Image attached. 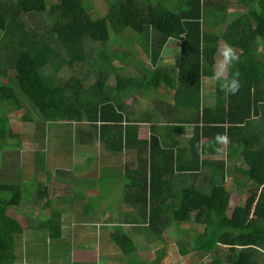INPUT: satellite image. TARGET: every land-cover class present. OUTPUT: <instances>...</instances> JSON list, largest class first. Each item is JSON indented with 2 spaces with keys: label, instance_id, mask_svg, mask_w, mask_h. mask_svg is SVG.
<instances>
[{
  "label": "trees",
  "instance_id": "obj_1",
  "mask_svg": "<svg viewBox=\"0 0 264 264\" xmlns=\"http://www.w3.org/2000/svg\"><path fill=\"white\" fill-rule=\"evenodd\" d=\"M102 1L107 9L104 16L98 14L93 0H0V171L8 153L21 150L10 115L22 111L27 102L43 121L40 140L49 141L55 125L72 126L74 143L70 145V139L67 147L54 146L53 153L63 154L64 159L76 144L97 145L114 157L137 151L138 169L132 170L135 163L126 165L127 190L137 191V202L126 203L118 220L110 215L103 222L115 231L109 237V256L131 255L133 236L142 234L145 226L151 235L142 248L152 251L168 245L166 231L181 232L182 226L194 223L192 248L184 240L178 242L181 256L192 250L204 255L221 251L212 264H264V0ZM118 32L121 36L115 43L125 49L126 40L130 48L110 49L111 37ZM175 39L182 41L177 76L142 66L144 80L130 70L136 46L155 65L168 41ZM221 43L236 52L238 61L228 76L238 73L240 88L235 95H225L217 81L215 95L207 100L202 96V81L212 77ZM254 59L259 60L257 70ZM13 73L11 83L5 84ZM131 87L141 96L153 93L176 99L174 106L168 104L163 110L168 121L163 125H173L176 109L182 112L178 123L194 125L186 148L192 160L186 166H179L173 147L161 146L158 116L149 119L154 126L148 137L135 126L142 120L132 121L131 107L120 99ZM46 123L52 127L46 128ZM202 139L207 140L208 149L223 142L225 156L203 154L208 149L201 150ZM41 157L40 161L46 158L43 150L35 153L34 160ZM25 164L14 161L10 181H0V264H44L48 257L37 262L44 240L28 244L26 257L17 256L24 228L8 218L10 207L27 220L28 229L39 236L46 232L45 241L60 248L61 212L46 217L45 211L56 204L71 206L75 197L83 203L86 188H94L73 180L71 170L55 167L57 177L49 169L50 180L63 185L72 182L78 188L56 197L46 182H39L37 196L25 200L23 186L29 181ZM80 184L89 186L79 189ZM250 192L258 194L254 204L231 208L233 196L241 198ZM91 198L101 205V197ZM40 201L42 206L37 205ZM95 206L94 202L72 207L79 217H89L99 208ZM35 250L36 259L31 257ZM103 252L102 260L107 255Z\"/></svg>",
  "mask_w": 264,
  "mask_h": 264
},
{
  "label": "rangeland",
  "instance_id": "obj_2",
  "mask_svg": "<svg viewBox=\"0 0 264 264\" xmlns=\"http://www.w3.org/2000/svg\"><path fill=\"white\" fill-rule=\"evenodd\" d=\"M94 7L97 9L98 14L101 16H104L107 12L106 6L102 0H93ZM121 32V31H120ZM120 32L116 33L115 35H112L110 42H112V48H115V41L116 38L121 35H118ZM122 34V32L120 33ZM127 37V34L124 35ZM126 42V47H129V43ZM111 44V43H110ZM225 44L221 43L222 48ZM110 46V45H109ZM111 49V47H110ZM137 50H139V47H136ZM6 53V50H4ZM236 54V52H235ZM144 59V62L146 61V57L142 56ZM139 58L141 56L139 55ZM254 69H259V60L254 59L253 61ZM142 67V66H141ZM139 68V66L137 67ZM14 77V73L11 74V77H9L5 84L11 83L12 78ZM152 97L151 102H154V99L156 98V94H153L150 96ZM42 118V117H41ZM41 122H43L38 112L35 111L29 103L25 102L24 109L20 112H15L10 115V123L12 128L14 129L15 137L18 138L20 141L19 144H21V150L18 152L12 151V153L9 154V158L7 157L6 161L7 163L3 164V167L0 171V181L1 182H9L11 175L13 173V168L10 164H12L14 161H17L19 165L22 163H26L25 165L27 168H29V173H27V178L29 181L26 183L24 182L23 193H25L24 198L25 200L31 199L32 197L37 196V186L39 182H42L52 189V195L53 196H62V195H68L70 193H67V191L71 190L72 192L75 190V188H78L77 185L72 184V182H68V184L63 185L56 183L53 180H50L48 178L47 174L49 169L52 171H49V174L53 175V177H57L56 172L53 170V168H58V170H64L63 172H67V170H71V176H73V180H77L80 182L88 183L92 185L95 189H99L98 194L96 193L95 196L101 197L102 200H104L107 203H110L109 205H113L114 208L111 209L109 207L106 208H98L96 211L90 213L91 215H82L79 217L76 215L75 209L72 206L78 205L79 207L84 206L85 204L92 205L94 202L92 201V198L89 195V191L85 190L84 199H86L83 203L78 202L81 199L78 197H75V201L70 205L65 204L66 206L63 208L59 204H56L53 206L52 210L45 211V216L50 217L49 214L51 212H61V218L63 221V238L61 239V245L60 248H56L53 242L52 244L45 241V236H48L46 232L41 234L39 236L37 233H34L33 230L28 229L27 220L20 214L17 213L16 209L14 207H10L7 212L8 218H14L16 221H18L24 228V232L20 235V239L17 242L16 246V254L18 257H26L28 249L27 246L30 243H37L42 240L45 243L44 246L41 248V250L38 249V258L37 262L39 260H44L47 257V261L44 260V264H74V262H82L85 260H88L89 264H94L91 262H96V258L98 260V264H111L109 261H115L112 262V264H123L122 262H126V264H137L138 261H147L150 263H156V264H212L213 258L221 257L222 252L219 251L217 253L210 254H199L198 251H191L188 253L187 256H181L179 253L180 247L178 246V242L180 240H184V242H187L189 244V247L192 248L193 244V238L190 237L192 231L191 229L195 226L194 223L187 224L185 226L181 227V232H178V230H168L165 233V237L167 239L168 245L164 246V248H160L158 250H152L149 252H145L143 250V246L146 245V241L144 240L147 238V236H150V231L147 228L150 227H143L142 234L140 235H134V248L135 251L131 253L129 256H122L121 254L114 253L109 256V247L106 246V254L101 261V256L99 259V251L94 247H91L95 242V237L99 239V234L101 235V231H103V228H105L103 233L106 234L107 237H110L112 234H114L113 227L110 225H106L103 222L108 218L109 216L113 215L114 220H118L120 213H123L125 211V208L118 207L126 204L122 202V196L125 195V189L122 190V182L119 178L120 174H123L127 169L120 168L117 166L120 165L121 161H107V155L102 152V148L99 146H89L84 145L80 146V144H76L72 148V154H70V157H67L64 159L63 154L60 153H53L55 150L54 146H61L63 144L65 147H67V144L69 140L71 139V144H73L74 136L71 135L75 134L71 129L72 126L65 128L62 126H54V132L52 135H50V139L48 137L47 140L49 141H42L40 140L39 133L42 136L44 134V131L41 129ZM38 127V128H37ZM49 124L46 123V128H50ZM49 135V133H47ZM52 136V138H51ZM55 137V138H53ZM77 140V139H75ZM7 145V144H6ZM9 151V149H7ZM40 150H43L46 152V158L44 161H40L41 158L35 159L34 156L36 152H40ZM212 153H214V150H211ZM226 151L224 150L223 153H219V157L224 156ZM51 154V156H50ZM58 156V157H56ZM14 157V158H11ZM111 157V156H110ZM127 157H130V155H127ZM107 159V160H106ZM206 160H210V158L207 156L205 158ZM32 160V161H31ZM105 160V161H104ZM134 158L127 160L126 162H135L133 161ZM108 162V164H107ZM18 165V164H17ZM22 165L21 167L25 166ZM116 165V166H115ZM45 168V169H44ZM22 170L23 174L24 171ZM108 175V178H107ZM32 176V177H31ZM70 176V179H71ZM36 182L33 183V179ZM112 178H115L113 180ZM50 180V181H48ZM99 182V185H98ZM23 184V183H22ZM34 185V186H33ZM82 185V184H80ZM84 186L89 185H82L79 186V189H84ZM93 189V188H92ZM65 191V192H64ZM74 196V195H72ZM109 197L112 199H109ZM258 198V194H255L253 192H250L248 195L243 196L239 198L238 196H233L232 201V207H235V205H245V204H254ZM122 202V203H121ZM42 206L43 201L38 202L37 205ZM98 202H95V207L99 204H96ZM151 205V204H150ZM149 205V206H150ZM71 207V208H69ZM39 209V208H38ZM35 209L33 215H37L39 213ZM28 210V209H27ZM100 213L97 216V213ZM115 223V222H113ZM91 225V226H90ZM100 230L98 229L101 227ZM118 226V225H117ZM198 228V227H197ZM129 227H126L125 230L129 231ZM132 230V229H131ZM130 230V232H131ZM201 230V229H200ZM138 234V233H137ZM48 238V237H46ZM85 238L88 240L86 241ZM91 239V240H90ZM152 239V237H151ZM113 241V239H110ZM94 241V242H93ZM108 240H105L104 243H107ZM48 244V245H46ZM46 245V246H45ZM41 247V246H40ZM86 249V250H85ZM112 250V248H111ZM224 251H229L228 248L223 249ZM198 254H197V253ZM101 253L104 252L101 250ZM32 258L36 259V250L31 255ZM109 257V258H108ZM36 261V260H35ZM41 263V262H40ZM23 264H27V261H25Z\"/></svg>",
  "mask_w": 264,
  "mask_h": 264
},
{
  "label": "crops",
  "instance_id": "obj_3",
  "mask_svg": "<svg viewBox=\"0 0 264 264\" xmlns=\"http://www.w3.org/2000/svg\"><path fill=\"white\" fill-rule=\"evenodd\" d=\"M181 43H182V41L180 39L169 40L168 43L165 45V47L161 53V56L155 65L146 56L144 51H142L141 46L140 45L136 46V47H139V50H137L136 47L133 50V51H135L134 56L132 58V63L134 66H131L130 70H132L134 72V75H138V76L143 77L144 69H142L141 66H144V68H151V69L160 68V69L165 70L168 73L170 72L173 77L177 76L178 71H179L178 66H179V60H180ZM222 44H225V43H222ZM114 45H115L114 50H116V51L126 49V47H125V49L122 48L120 43H119L120 46L117 45L116 43H114ZM111 48H112V45H111ZM139 55L141 56V58H139ZM142 56L146 57L145 62H144V59ZM217 59H218V55L216 57V60ZM138 66H139V68H137ZM144 80H145V78H144ZM129 89L133 90L132 87L126 89V91H124L120 94V99H121L123 104L131 107L132 121H137V119L139 121L142 120L141 123H134L135 126L140 129V132L142 134H145L146 137H148L149 135L152 134V127L154 126V125H152L153 123H151L149 119H151V117L158 116L159 117L158 126L160 127V130L157 133H159V134L163 133V135L160 136V138H159L161 146L164 148H167V147L172 148L173 147V149L177 151L175 156H176V159H178L177 161H178L179 166L181 168H182V166H186L188 164V162L192 160L191 156L189 155L190 151H189V149H186V148L190 144L189 140H191L192 130L194 128V125L187 124L184 121L178 123L179 119H180L179 115L182 113L178 109L172 111L173 112L172 113L173 114V116H172V119H173L172 124L173 125L172 126L170 125L169 128L168 127L165 128L163 125V124H167L166 122H168V121H166V119H165L166 116L164 117L162 115V112L164 109H167L168 104L174 106L176 99L173 97L166 96L164 94L163 95H157L156 94V98L154 99V102H151V100H152V97H150L151 95L146 94V96H141V94L139 92L138 93L136 91L131 92ZM216 90H217V81L213 77L203 79V81H202V96L204 98H206L207 100H210V98L215 95ZM135 102H136V104H135ZM188 117H189V115H188ZM206 141H207L206 139L201 140V145H200L201 150H202V147L207 148ZM211 150H214V153H212ZM224 150H225L224 143L218 142V145L212 146L207 151L206 150L203 151V154L205 152V153H207V155L209 157H215V156L219 157L218 154L223 153ZM102 152L107 155V158H108V160L106 159L107 161H113V162L121 161L122 163L120 165L117 164V166L120 168L128 169V167L126 166L127 164L130 165L131 163H133V164L135 163L132 167V170L138 169L137 163L139 160H138V155H137L136 150H133L129 153H126L120 157H116V156L114 157V156L109 155L108 153H106L103 150V148H102ZM127 155H130V157H127ZM132 158H134L133 161H135V162H126L127 160L132 159ZM107 164H108V162H107ZM176 165H177V162L174 161V167ZM126 172H127V170L125 172H123V174H120L119 178L121 179V182H122V185H121L123 187L122 190H124V189L126 190L125 195L122 196V202L125 204L127 203L129 206L130 203L135 204L137 202L138 194H137V191L132 190L130 192V190L129 191L127 190V186L130 182L128 179L130 172L129 173H126ZM177 174L179 175V173H177ZM107 177H108V175H107ZM112 179L115 180V178H112ZM168 187H170V186H168ZM86 189H87V191H89V195L91 197L94 196V194L96 195V193L98 194V190L95 188L92 189L91 187H88ZM109 199H111V198L109 197ZM93 200H95V199H93ZM134 200H136V201H134ZM94 202H99V200H95ZM100 202H101L100 203L101 205L99 207L100 209L106 208V207H109L111 209L114 208L113 205H109L110 203H107L104 200H100ZM103 204H105V205H103ZM60 206L63 208L65 207L63 204H60ZM118 207L126 208V205L125 206H123V205L119 206L118 205ZM100 228H102V226L99 227L98 229L100 230ZM104 230L105 229L103 228V231L100 232L101 235L99 234V237H100L99 239H97L96 237L94 239L95 242L98 241V243L97 244L94 243L93 245H91V247H93V248L95 247L99 251V254L97 255V257L99 256V259H100V256H102L101 250L105 251L106 246H111L109 243V237H107L106 234L105 235L103 234ZM62 238H63V235H62ZM85 240L87 241L88 239L85 238ZM105 240H108V242L104 243ZM143 250L145 252L151 251V249H146V250L143 249ZM152 250H155V249H152ZM95 260H96V262H91V263L98 264L97 258ZM74 263H76V264H89L88 260H85L82 262H74ZM110 263L112 264V262H110ZM122 263L126 264L125 261Z\"/></svg>",
  "mask_w": 264,
  "mask_h": 264
},
{
  "label": "clouds",
  "instance_id": "obj_4",
  "mask_svg": "<svg viewBox=\"0 0 264 264\" xmlns=\"http://www.w3.org/2000/svg\"><path fill=\"white\" fill-rule=\"evenodd\" d=\"M237 61L238 57L229 45L225 44L218 49V59L215 61L211 71L212 77L219 82L220 88L225 95H235L240 88L238 73L233 72L230 77L227 75Z\"/></svg>",
  "mask_w": 264,
  "mask_h": 264
}]
</instances>
